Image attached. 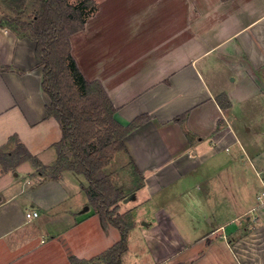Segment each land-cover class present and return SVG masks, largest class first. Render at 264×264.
Masks as SVG:
<instances>
[{
  "label": "crops",
  "instance_id": "obj_1",
  "mask_svg": "<svg viewBox=\"0 0 264 264\" xmlns=\"http://www.w3.org/2000/svg\"><path fill=\"white\" fill-rule=\"evenodd\" d=\"M94 1L72 55L118 122L143 116L118 151L140 183L121 207L135 220L122 264H264V0ZM35 47L0 26V148L17 135L52 166L63 130ZM87 186L0 164V264H106L121 232Z\"/></svg>",
  "mask_w": 264,
  "mask_h": 264
},
{
  "label": "trees",
  "instance_id": "obj_2",
  "mask_svg": "<svg viewBox=\"0 0 264 264\" xmlns=\"http://www.w3.org/2000/svg\"><path fill=\"white\" fill-rule=\"evenodd\" d=\"M6 1L8 6H15V15H0V26L35 42L43 66L42 87L51 100L47 111L61 124L63 138L57 143L56 163L45 166L13 135L9 141L14 147L9 151L0 148V164L8 171L30 160L43 172L50 171L53 177L64 170L83 175L88 182L85 191L90 205L105 225H115L121 232V239L105 250L101 258L106 264H122L135 220L131 211H120L127 194L113 182L106 167L118 151L127 149L124 138L143 122V116L127 126L118 122L114 117L116 107L102 83L87 80L72 55L70 36L85 27L96 3L81 0L76 5L69 0H40L33 16L24 19L27 1Z\"/></svg>",
  "mask_w": 264,
  "mask_h": 264
},
{
  "label": "rangeland",
  "instance_id": "obj_3",
  "mask_svg": "<svg viewBox=\"0 0 264 264\" xmlns=\"http://www.w3.org/2000/svg\"><path fill=\"white\" fill-rule=\"evenodd\" d=\"M26 1H27V6H26V10L24 11L25 13L23 15L24 19H27V18H30L31 16H33V14L39 8V5H40L39 4L40 0H26ZM69 2L77 5V4H79L80 0H69ZM14 10H15L14 5H12V7H10V6H8L6 0H0V15L1 16H2V14H9L10 16H14L15 15ZM19 38H28V37H19ZM28 39H30V38H28ZM114 158H115V160L113 159V161H112L113 167L110 166L108 168V166H107L106 172H108V174L111 175L113 182L116 185H119L121 187V189H123L126 192V194H128L135 185L140 184L139 178H138V176L136 177L134 175V169L132 167H130V165L128 164V159H127L124 152H118L117 154H115ZM127 197H126V199H127ZM126 199L122 202L121 207L126 203L125 202ZM121 210H123V209L120 208V211Z\"/></svg>",
  "mask_w": 264,
  "mask_h": 264
},
{
  "label": "built area",
  "instance_id": "obj_4",
  "mask_svg": "<svg viewBox=\"0 0 264 264\" xmlns=\"http://www.w3.org/2000/svg\"><path fill=\"white\" fill-rule=\"evenodd\" d=\"M263 195H264V192H263ZM40 213H39V211H37V210H31V211H29L28 213H27V216L29 217V218H32V217H36V216H38Z\"/></svg>",
  "mask_w": 264,
  "mask_h": 264
}]
</instances>
